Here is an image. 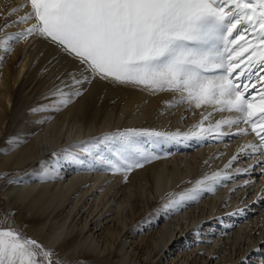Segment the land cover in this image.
<instances>
[{"label":"bare ground","instance_id":"bare-ground-1","mask_svg":"<svg viewBox=\"0 0 264 264\" xmlns=\"http://www.w3.org/2000/svg\"><path fill=\"white\" fill-rule=\"evenodd\" d=\"M0 3L5 9L9 6L17 9L14 13L10 11L9 19L0 25H10L0 33L13 25L7 34L15 35L35 23L34 19L13 23L30 11L27 0H0ZM3 36L0 35V43H4ZM21 39L24 41L19 45L9 44L12 50L9 59L4 55L8 49L0 53V87L3 88L0 89V175L16 178L28 168L50 167L48 171L62 179L55 186L58 190L49 195L47 204L39 205L40 196L36 199L42 216L66 202L72 193L74 195L66 220L54 235L56 239L62 233L68 236L59 250L72 247L86 258L110 257V263L112 257L114 264H264V201L257 200L264 188V175H261L264 166L256 167L252 173H237V169L247 168L257 159V155L245 154L225 169L241 148L247 153L251 151L245 148L248 143H258L249 126L244 123L231 127L222 125L218 131L228 133L224 136H218L213 127L212 132L201 137V142L197 138L198 149L191 146L192 152H179V155L172 151L176 140L150 143V139L138 137L146 150L150 148L151 154L147 161H140V167H133L125 177H122L123 171L113 170L116 173H110L112 178L107 181L102 174L104 177L109 169L104 172L102 168L104 173L99 172L91 178L88 174L83 176L79 166H83L81 162L86 163L88 157L86 159L83 153L87 151H81L82 154L75 158L61 153V150L79 148L75 146L80 145V137L86 140L91 135L106 130L111 134L110 130L121 128L171 129L177 120L192 122L200 114L206 115L187 105L168 110L166 101L170 97L166 94L149 97L132 89L108 87L93 77L89 82L72 86V75L80 79L83 71L75 58L63 53L50 39L35 34ZM10 81H13L11 86ZM77 89L80 95L57 107L55 93ZM33 101V108H39L40 113L28 116L30 111L23 112V107ZM42 105L44 107H40ZM213 108L212 116L206 111L209 117L198 120L199 124L208 125L205 129L237 115ZM42 114L47 119L39 127L36 118ZM24 127L31 131L27 138L19 132L14 140L10 138L13 130L21 131ZM243 128L248 130L239 133ZM38 143L45 147L38 150ZM218 171L221 174L229 172L232 178L222 180L221 189L212 196L202 195L205 198L200 202L195 200L198 203H187L186 208L181 207L185 201L175 205L179 212H172L173 216H165L168 219L164 220L163 215L168 212L163 209L165 204L179 201L182 194L196 187L197 181L209 184L205 177ZM246 180L251 183L245 184ZM35 184L23 188L31 190ZM156 219H159V226L143 229V233L138 234L145 223L153 224ZM75 222L79 225L77 228H74ZM100 239L103 240L101 245Z\"/></svg>","mask_w":264,"mask_h":264},{"label":"snow or ice","instance_id":"snow-or-ice-1","mask_svg":"<svg viewBox=\"0 0 264 264\" xmlns=\"http://www.w3.org/2000/svg\"><path fill=\"white\" fill-rule=\"evenodd\" d=\"M30 11L13 23H35L4 42L38 35L50 39L62 52L80 61L82 78L72 75V86L90 77L118 84L145 86L153 91L173 90L196 107L213 105L218 111L237 115L214 126L193 131L201 138L213 127L244 123L258 143H248L233 155L225 169L240 155H257L247 168L252 173L264 166V0H27ZM16 8L11 10L12 13ZM11 14V13H9ZM0 26V31L9 27ZM186 94V95H184ZM57 107L80 95V90L55 93ZM40 107H44L43 105ZM39 108L32 109L38 111ZM248 129H239L244 133ZM141 136L178 139V134L128 129L102 143L110 145L101 162L116 171L140 167L151 155L137 139ZM184 138H188L185 134ZM95 147V146H93ZM264 175V167H261ZM232 178L214 172L196 187L170 201H195L203 191ZM245 184L251 181H244ZM264 201V188L257 195ZM53 253L15 228H0V264H52Z\"/></svg>","mask_w":264,"mask_h":264},{"label":"rangeland","instance_id":"rangeland-1","mask_svg":"<svg viewBox=\"0 0 264 264\" xmlns=\"http://www.w3.org/2000/svg\"><path fill=\"white\" fill-rule=\"evenodd\" d=\"M11 9H12L11 6H9L5 9L4 6H2L0 3V25H2V23L6 22L9 19V16L11 15L9 13H10ZM12 26L13 25H11V27L9 29H7V31L5 33H3V34L0 33V35H4L3 37H6L7 35H9L7 33L10 31ZM16 30H17V28L13 29V32H15ZM0 32H2V31H0ZM1 39H2V37H1ZM23 41H24V39H21V40L14 39V40H10L8 43H5V42L0 43V53L2 52V50L4 48L8 49L4 55H5L6 59H9V57H11V55H12V50L9 49V44H10V46L13 44L19 45ZM63 53H66V52H63ZM66 54H68V53H66ZM70 56L75 58L72 55H70ZM75 59L80 63V61L77 58H75ZM0 70H1V64H0ZM93 78H96L97 80L99 79L100 82L104 83L108 87L113 88L115 86H119V87H122L123 89L124 88L132 89V90L139 91V92H141V93H143L149 97L157 96L160 94H166L170 97L169 100L166 101V106H167L168 110H171V111L176 109L180 105H187L188 107H190L193 110H196V111L198 110L200 112H204L206 116H203L202 114H200L198 116V118L196 117L194 119L195 122H194V120H192V122H188L187 120H181V119L175 121L174 123H172L174 128L172 127L171 129L163 128V129H158V130L155 129L154 130L151 128H149V129L139 128V130H146V131L151 130L149 132H153V130L154 131L157 130L156 132L161 131V133H166V134H178V141L176 139V141L173 142V140L169 139L170 140L169 141L167 139L169 142H173L172 147L174 146L173 147L174 149L172 148V151L175 150L176 152H178V155H179V152H181L180 154H184L187 152L190 153L193 150L192 148L198 149V147L200 146L199 141L201 142L202 139L200 138L201 140L199 139V141L197 142L196 141L197 138H194L191 135V133L193 131H199L201 128L207 127L208 125L204 126L201 123L199 124L198 120L207 119L209 117V115L212 116L215 113L213 105L202 104L200 107H196V104L194 103V101H189L186 98H182L181 93L173 91V90L164 89V90L153 91V90H151L145 86H136V85H131V84H118V83H115L111 80H104V79H101L99 77H93ZM12 83H13V81H10V86L12 85ZM15 88H16V84H14L13 89L15 90ZM0 89H3V88L0 87ZM184 95H186V94H184ZM33 103H34V101L31 103L25 104L23 107L25 109L23 112H25L27 110L30 111L28 113V116L29 115L30 116L37 115L39 112V111H32V108L34 105ZM33 109H36V108H33ZM206 111L209 113V115L207 114ZM27 112L25 113V116L27 115ZM36 119H38L37 122L39 124V127H41V126H43L44 120H46L47 118L43 117V114H42V116L37 117ZM40 124H42V125H40ZM28 128L29 127H24L23 128L24 130H21V131L13 130L10 138L13 139L14 135L17 132L22 133L27 138L29 136V133H31V131L27 130ZM125 129L126 128L110 130L111 132L113 131L111 134L108 130H106V132L104 131L103 133L96 134L94 136L91 135L92 137L91 136L87 137L86 140L84 139V136L82 138L80 137V139H78V142L79 143L81 142L80 145L75 146V147H79L76 149H78L80 151H77L76 149L71 148V150H68V151H67V149H65L63 151L61 150V153H63V154L67 153L68 156L70 155V157L75 158L77 156L79 157V155L82 154L81 151L84 152L86 150L87 152H85L83 154H85L84 157L86 159L88 157V159L85 160L86 163H83V164H82V162L80 163L83 166H81L82 168L79 166L81 171H80V169L78 171L83 173L84 174L83 176H87V174H88V176H90V178L96 176V174L99 175V172H100V174H102V173L107 171L105 176L107 175L108 177L106 176V178H105V176L103 177V174H102V178H104L105 181H107V179H109V177H111L110 173L115 174L116 172L113 171L114 169H112L110 167L108 168L106 164H103L101 162V159H100L101 155H106L107 154L106 149L108 147H110L109 144L102 143V141H105L106 137H115L119 132L125 131ZM133 129H138V128H133ZM126 130H128V128ZM185 134L188 135L189 139L183 138V137H185ZM190 137L191 138L193 137L192 140ZM140 138H146V140L150 139V143L154 142V141L163 142L166 140V139L156 140L153 137H148V136H141ZM187 139L189 140V142ZM179 140L181 143L179 142ZM193 141H194V143H193ZM75 142L78 143L77 141H75ZM177 142L179 145L178 146L174 145V143H177ZM182 142H184V143H182ZM180 144H181V146H180ZM186 144H188L190 146H187ZM93 146H95V147H93ZM176 146H177V148H176ZM184 146H186V147L184 148ZM191 146H192V148H191L192 150L190 149ZM37 147H38V150H42L45 146L41 143H38ZM145 148H147V147H145ZM149 149L150 148L147 149V152ZM186 149H188V150H186ZM72 150L74 151V153ZM86 154H87V156H86ZM155 154L161 155L160 153L159 154L155 153ZM175 154L177 155V153H175ZM95 165H97V166H95ZM60 167H61V165H60ZM95 168H96V170H95ZM102 168H103V171L106 169H109V170H112L113 172L109 171V170L102 172ZM134 168H136V167H134ZM134 168H132V169H134ZM48 169H51V168L50 167L49 168L48 167H41L40 169L39 168H36V169L35 168L34 169L28 168V170L25 169L26 171H22L21 175H20V173H18L16 175V178L13 176L3 178L0 175V228H15V229L19 230L24 236L36 240L45 249L50 250L53 253V255L51 257L52 264H114L112 257H111V263H110V261H108L110 259V257H108V258L104 257V258H99V259L96 258V260L91 259V258H86L85 256L84 257L81 256L77 251L71 249L72 247H70V248L63 247V248H60V250H59V247L66 242L68 236L65 237L64 235H62L63 234L62 233L61 236L58 239H56L54 235L57 233L56 231H58V228L61 226V223L64 220H66L67 212H68V209L70 207L69 202H70V199L72 197H74V195H72L73 194L72 193L71 195H69V197L67 199L68 201L66 200V202H64L63 204L59 205L58 207L54 208L53 210H48V211L44 212L43 215L40 216L42 214L41 213L42 210L38 206L39 205H45L48 203L47 199H48L49 195L58 190L56 187L58 186V182L60 183V181L62 180L60 178H57L54 175V173H52V171H48ZM132 169L130 171L121 172L122 177L127 176L126 174H129L132 171ZM91 170H92V172H91ZM84 171L86 173H84ZM108 173H109V175H108ZM66 177H68V176H66ZM121 182H122V180H121ZM33 183L34 184L36 183L35 187L33 189H31V190L24 189L25 186H29ZM222 187H223L222 184L221 185L220 184L214 185L213 189L214 188L215 189L212 191L213 193H209L205 190V192L203 191L204 193H201L199 198L196 200L198 202H200L205 197H208L209 195L212 196V194L214 195L216 193V191L219 190V188L221 189ZM42 188L43 189L45 188V189L42 190ZM202 195L205 197H202ZM39 196L41 197L39 199V205H36L37 204L36 201L38 200L37 197H39ZM44 196H45V198H44ZM197 201H190V202L185 201L186 203L183 202V205L181 204L182 205L181 207L186 208L188 205L187 203H192V205H193L195 203H198ZM165 205H167V204H165ZM173 207L171 206V209L167 208L165 206L163 207V209H165L166 212L167 211L169 212V213L167 212V215L166 214L163 215L164 220H167L168 218L173 216V214L175 212L177 213V210L179 212V209H176V206H173ZM177 208H180V207H177ZM170 211H171V213H170ZM172 212H174V213H172ZM165 216H167L168 218ZM165 218H167V219H165ZM158 220L159 219H156V221H154L153 224H152V222L151 223L150 222L145 223L146 226L143 225L140 228L142 230H140L138 234H142L146 228H149L151 226H153L154 228H156L155 226H159L160 223H158L159 222ZM69 221L70 220H67L68 223H69ZM77 222H75V223H77ZM78 226H79L78 223L74 224V228H77ZM86 233L87 232H85V234ZM89 238L90 237H88L87 242H88ZM110 239H114V238H110ZM100 242L101 243H99V244L101 245L103 240L100 239ZM102 259H104V260L102 261Z\"/></svg>","mask_w":264,"mask_h":264}]
</instances>
